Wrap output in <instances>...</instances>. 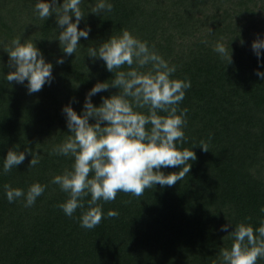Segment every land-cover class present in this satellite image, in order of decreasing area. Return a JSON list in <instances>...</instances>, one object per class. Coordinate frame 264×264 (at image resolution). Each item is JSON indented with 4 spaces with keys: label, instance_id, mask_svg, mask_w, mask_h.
Returning a JSON list of instances; mask_svg holds the SVG:
<instances>
[{
    "label": "trees",
    "instance_id": "obj_1",
    "mask_svg": "<svg viewBox=\"0 0 264 264\" xmlns=\"http://www.w3.org/2000/svg\"><path fill=\"white\" fill-rule=\"evenodd\" d=\"M35 2L0 0V169L11 148L40 158L29 169L26 152L22 164L0 175V264H213L219 250L231 246L234 224L248 218L255 228L264 217V80L255 72L264 66L251 47L264 37V0H111L112 11L99 15L88 12L96 0H82L86 16L78 27L91 30L72 55L55 39V14L41 20ZM122 29L174 64L175 78L191 80L179 104L187 109V125L178 147L192 148L196 159L171 186L153 185L139 197L118 191L115 200L99 201L105 215L87 229L81 209L69 217L57 207L67 194L51 183L72 159L49 153L69 135L62 107L71 101L79 114L88 90L114 77L87 48ZM15 36L33 41L53 64L52 81L39 92L29 94L5 78L12 69L4 49ZM217 41L232 50L230 63L213 51ZM61 56L64 63L57 64ZM118 91L110 86L92 101L99 105L101 96ZM35 181L47 187L32 206L8 202L5 183L27 190ZM109 209L119 215L107 217ZM229 220L228 231H221Z\"/></svg>",
    "mask_w": 264,
    "mask_h": 264
},
{
    "label": "clouds",
    "instance_id": "obj_2",
    "mask_svg": "<svg viewBox=\"0 0 264 264\" xmlns=\"http://www.w3.org/2000/svg\"><path fill=\"white\" fill-rule=\"evenodd\" d=\"M81 5L82 0H62V3L36 0L34 5L41 20L55 14L59 27L55 39L65 55L76 54L81 37L86 40L89 37L90 26L78 27L86 16ZM112 9L111 0H96L88 12L99 15ZM251 47L258 63L264 66L259 60L264 37L255 39ZM4 50L12 69L6 74L7 81L23 84L29 94L51 83L53 64L46 61L33 41L24 39L22 42L21 36H15ZM213 51L227 60V64L231 62L232 50L229 51L222 41L214 44ZM87 55L94 60L101 59L114 77L111 82L98 81L88 90L79 114L71 101L62 107L69 135L54 146L49 155L72 159L70 167L51 178V183L67 194L57 207L69 217L81 209V227L92 229L105 215L99 201L115 200L118 191L139 197L153 185L171 186L189 173V161L195 160L196 155L192 148L178 147L184 142L187 125V109L179 108V104L185 97V90L191 87V80L175 78L174 64L170 65L154 46L150 47L147 41L127 29L111 34L95 47H88ZM56 63H64V57H58ZM124 65L127 69L122 68ZM255 72L264 80V71L258 68ZM110 86L119 91L101 96V103L95 105L92 97ZM90 118L94 123L89 122ZM200 146L208 150L204 142ZM26 152L31 154L29 169L40 163L39 154L31 149L11 148L3 158L0 175L22 164ZM175 166H180L178 171L165 174L161 170ZM46 187L38 181L31 183L27 190L8 183L3 185L8 202L22 199L25 207L32 206ZM89 196L90 199H84ZM260 212L264 213V205ZM118 215L114 209L106 213L107 217ZM247 219L234 224L232 231H228L229 224H233L230 220L221 225V231H228L232 243L219 250L213 264H256L258 258H264V217L255 228L246 222Z\"/></svg>",
    "mask_w": 264,
    "mask_h": 264
}]
</instances>
